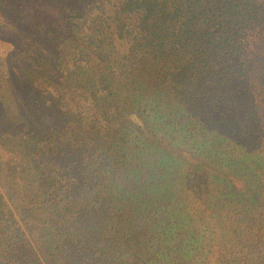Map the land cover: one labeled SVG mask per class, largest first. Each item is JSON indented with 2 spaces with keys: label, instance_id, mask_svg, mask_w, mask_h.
I'll return each instance as SVG.
<instances>
[{
  "label": "trees",
  "instance_id": "1",
  "mask_svg": "<svg viewBox=\"0 0 264 264\" xmlns=\"http://www.w3.org/2000/svg\"><path fill=\"white\" fill-rule=\"evenodd\" d=\"M44 1L79 74L14 62L0 264H264V0Z\"/></svg>",
  "mask_w": 264,
  "mask_h": 264
},
{
  "label": "rangeland",
  "instance_id": "2",
  "mask_svg": "<svg viewBox=\"0 0 264 264\" xmlns=\"http://www.w3.org/2000/svg\"><path fill=\"white\" fill-rule=\"evenodd\" d=\"M94 1L97 0H82L79 7L76 6L79 8L76 10L78 12L71 17L73 20L72 24H74V27L80 36L84 35L86 37L89 35L85 33H87L86 31L90 19L95 20L96 18L95 11L91 10ZM99 2L102 3L105 1L99 0ZM53 7V5L47 4L44 0H0V112L10 119L17 117L18 115V111L15 108L17 104L14 103V100L16 98L20 100V98L15 94L23 93V95H26L27 93V86L26 83L22 81V76L17 71L14 73V69H16L14 62L26 56V54L23 53L25 50H30L28 51V54L35 51L32 54L34 57L43 53L48 54L52 62L56 64L54 65V68L59 70L60 73H63L64 76L68 77L71 75V78L73 79L79 74L76 69L79 64L74 61L73 57L75 49L69 46L65 41L54 40L28 48L30 35L32 33L38 34L37 31L42 27L47 26L52 21L55 22L60 19V13ZM27 23L31 28L28 27ZM66 26H68V24ZM67 33H69L68 30ZM91 42L96 43L94 40ZM82 74L83 73L80 74V77ZM16 77L21 80L18 79L17 81ZM21 85L23 86L22 89L20 88ZM24 131L23 133H25ZM8 134L9 133H6L4 130L0 132L1 163L11 161L10 157L7 155L9 147L14 151L17 145L14 135L11 134L12 137L10 138L6 137ZM181 150L187 151V149L183 148H181ZM1 174L6 176L2 179L5 181L7 179L10 182V177L8 176L6 169H4ZM10 183L15 185L14 181H11ZM10 183L5 184L4 186H7L8 189L13 188ZM19 189L20 187L17 186L14 188V192L16 193ZM10 193L8 192L11 196Z\"/></svg>",
  "mask_w": 264,
  "mask_h": 264
}]
</instances>
